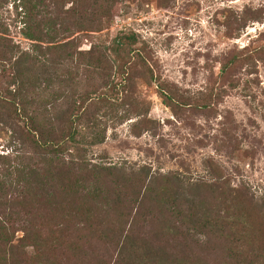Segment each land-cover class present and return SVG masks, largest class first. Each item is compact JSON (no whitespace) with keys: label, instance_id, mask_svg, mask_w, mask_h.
<instances>
[{"label":"rangeland","instance_id":"obj_1","mask_svg":"<svg viewBox=\"0 0 264 264\" xmlns=\"http://www.w3.org/2000/svg\"><path fill=\"white\" fill-rule=\"evenodd\" d=\"M107 1L101 11L82 6L86 19L102 21L84 27L78 25L80 16L67 14L73 0H45L42 9L64 25L60 42L74 43L79 52L95 49L99 56L106 51L113 60L109 48L122 34L136 35L137 47L145 51L151 71L141 61L127 83L110 66L91 67L98 65L89 57L77 56L74 63L60 56L55 60L58 75L78 84L77 100L86 95L95 104L89 115L98 128L84 135L106 138L82 156L120 172L105 175L104 196L90 201L92 216L67 224L62 216L66 194L55 179L34 190L23 206L15 203L20 194L8 195L1 212L5 218L13 215L14 245L33 231L50 250L19 246L13 255L0 238V264H14L12 256L15 264H160V257L163 264H231L226 245L185 218L198 203L213 214L236 212L235 197L243 195L250 203L245 208H264V0H112L105 8ZM17 5L0 0V27L8 29L16 56L33 49L21 34ZM28 70L27 83L38 78L45 85L47 69ZM113 81L124 86L116 96L109 88ZM103 94L118 101L98 103ZM40 101L44 110L53 106L52 99ZM66 110L59 101L55 113L64 117ZM3 112L0 156L13 157L16 136ZM25 163L37 168L40 162ZM143 168L152 173L154 192L135 222V251L127 262L119 241L122 229L132 224L124 215L137 211L128 203L134 200L133 174ZM177 190L178 213L171 202Z\"/></svg>","mask_w":264,"mask_h":264},{"label":"trees","instance_id":"obj_2","mask_svg":"<svg viewBox=\"0 0 264 264\" xmlns=\"http://www.w3.org/2000/svg\"><path fill=\"white\" fill-rule=\"evenodd\" d=\"M103 1L107 0H73V6L67 14L80 16L78 25L81 27H84V24H100L102 21L86 19L87 12L81 8L85 4L88 9L95 7L94 12L101 11ZM16 3L17 9L21 10V34L33 44V49L16 56V46L9 48L11 40L8 29L2 30L0 27V110L4 111V121L16 136L13 141V157L0 156V238L6 247L11 248L13 255L19 246L33 247L38 253L50 249L49 242L43 244L41 238L33 231L26 232L18 247L14 245L16 230L11 222L13 215L5 218V212H1L8 195L20 194L15 203L23 206L34 190L47 185L49 178L55 179L66 194L62 216L67 224L73 218L92 216L90 201H97L104 196L101 183L105 175L118 176L120 172L117 166L98 165L82 156L87 147L101 145L106 138L100 135H84L85 130L94 134L98 128V124L90 120L89 115L91 107L95 104L91 102L93 99H90V96L87 98L86 95L77 100L78 84L74 83L73 77L69 80L71 82H67L58 75L55 63L57 56L62 58V62L73 63L77 56L89 57L98 65H90L91 67L105 69V66H110L114 75L124 83L131 79L137 71L136 68L141 66V61L144 62L142 66L145 65L144 67L151 71L144 57L145 51L137 47L139 41L136 35L122 34L113 41L112 48H109L113 53V60L110 56L108 58L106 51L99 53V56L95 49L84 54L78 51L74 43L60 42L58 35L63 31L64 25L55 22L44 12L42 6L45 0H16ZM108 5H112V0L107 1L105 8H108ZM59 27L62 29L59 30ZM66 31L68 33L69 29ZM28 66L47 69L45 85H40L38 78L36 82L27 83L29 70L25 69ZM115 83L111 82L109 88L116 96L123 92V89L119 90L123 85ZM57 86H66L70 95L67 89L60 92ZM160 93L167 99L164 90L161 89ZM42 96L45 100L52 99L51 109L48 110L45 106V110L43 109L40 104ZM97 98L98 103L118 101L108 94ZM59 101H64L67 106L64 117L55 113ZM164 102L167 103L166 100ZM28 160L40 163L35 164V168L31 163L26 165ZM139 172L133 174L134 200L128 203L134 208L137 207V211L135 214L128 212L124 215L125 222L132 221V224L129 230L122 229V240L119 241L122 260L127 256V262H131V254L135 251V222L141 217V211L147 207L148 199L154 192L151 171L143 168ZM21 189L24 191H20ZM179 193L178 190L171 193L173 210L177 213L180 207L177 203ZM235 198L238 202L236 212L226 210L225 216H222V210L217 209L213 214L208 206L198 203L189 217L186 216L185 221L194 229L221 240L226 245L227 259L231 264H264V208H245L250 203L244 200V195ZM76 205L79 206L78 209L75 208ZM157 259L156 263L163 264L161 257ZM12 260L15 264L13 256ZM179 261L183 263V260Z\"/></svg>","mask_w":264,"mask_h":264}]
</instances>
